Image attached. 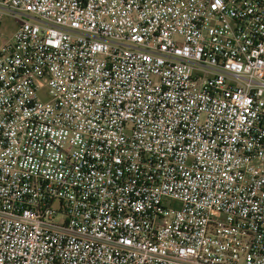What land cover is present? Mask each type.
Returning a JSON list of instances; mask_svg holds the SVG:
<instances>
[{
  "label": "built area",
  "instance_id": "built-area-1",
  "mask_svg": "<svg viewBox=\"0 0 264 264\" xmlns=\"http://www.w3.org/2000/svg\"><path fill=\"white\" fill-rule=\"evenodd\" d=\"M0 264H264V0H0Z\"/></svg>",
  "mask_w": 264,
  "mask_h": 264
},
{
  "label": "rangeland",
  "instance_id": "rangeland-1",
  "mask_svg": "<svg viewBox=\"0 0 264 264\" xmlns=\"http://www.w3.org/2000/svg\"><path fill=\"white\" fill-rule=\"evenodd\" d=\"M6 34H7V32L6 31H4Z\"/></svg>",
  "mask_w": 264,
  "mask_h": 264
}]
</instances>
